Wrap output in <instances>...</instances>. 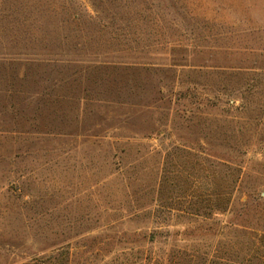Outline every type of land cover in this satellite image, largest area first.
I'll return each instance as SVG.
<instances>
[{
  "label": "rangeland",
  "instance_id": "374dc122",
  "mask_svg": "<svg viewBox=\"0 0 264 264\" xmlns=\"http://www.w3.org/2000/svg\"><path fill=\"white\" fill-rule=\"evenodd\" d=\"M248 53L264 54V0H0V264L226 252L217 229L264 205V138L241 148L224 211L192 156L212 159L215 118L240 104L225 66L264 68ZM159 228L179 234L151 248Z\"/></svg>",
  "mask_w": 264,
  "mask_h": 264
},
{
  "label": "trees",
  "instance_id": "16d2710c",
  "mask_svg": "<svg viewBox=\"0 0 264 264\" xmlns=\"http://www.w3.org/2000/svg\"><path fill=\"white\" fill-rule=\"evenodd\" d=\"M237 57L238 55H234ZM241 56V55H240ZM242 56L250 59L264 57L263 53L254 54L248 53ZM228 69L239 70L236 76V71H231L232 76H239V79L246 78L243 83L235 82L228 85L230 94L233 97L240 99V104L234 106L236 100L231 98L227 101L229 112L226 115H218L215 118L216 123V141L215 152L208 157H203V151H199V156L196 157L199 162L209 161L212 164L213 170L216 172L212 175L213 178V198L215 199L214 209L216 211H224L226 204L232 202V192L236 189L239 183L241 173L240 164H237V159L243 154L241 148L246 142L253 138H264V84L262 77H264V68L257 67L253 64H232L225 66ZM142 70H150L146 66L138 67ZM220 68V67H219ZM248 76V77H245ZM231 101V103H230ZM226 127L227 131L223 129ZM234 142V146H229V142ZM224 143V144H223ZM177 152V151H175ZM197 154V153H196ZM178 157V156H177ZM191 158V157H190ZM202 170V168H201ZM165 175H163L157 183L158 194L154 203L155 207L160 206L162 201L163 186L165 184ZM128 188V187H127ZM132 197V196H131ZM227 197V198H226ZM134 203L135 199L131 198ZM200 203H203L204 196H198ZM262 202L249 204L247 201L241 205L240 214L236 222L230 223L227 232L217 229L218 236H227V251L221 252L223 246L221 239L218 241L214 250L209 252H192L187 254L186 251H169L162 257L150 258L153 264H264V226H253L251 218L261 217L264 205L260 207ZM139 209V208H138ZM149 209V210H147ZM156 208L148 206L139 211H145L135 214L138 218L146 217L148 214L155 212ZM227 208H225L226 210ZM260 209V210H259ZM147 210V211H146ZM152 210V211H151ZM260 223V221L258 220ZM218 227V225H215ZM189 229L184 230L181 234H185ZM179 234V232H171L162 228L154 230L148 236L145 234L143 239H148L151 248L154 247L155 242L167 240V236ZM164 243V242H161ZM157 247V246H156ZM163 251L161 250V253ZM151 256V255H150ZM152 257V256H151ZM142 257L138 261L143 264ZM52 264H69L67 260H55Z\"/></svg>",
  "mask_w": 264,
  "mask_h": 264
}]
</instances>
